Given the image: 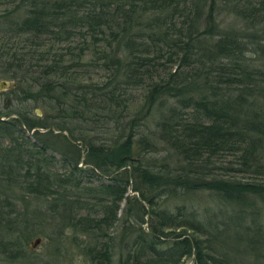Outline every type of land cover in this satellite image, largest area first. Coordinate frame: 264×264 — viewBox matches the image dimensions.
<instances>
[{
	"label": "trees",
	"instance_id": "obj_1",
	"mask_svg": "<svg viewBox=\"0 0 264 264\" xmlns=\"http://www.w3.org/2000/svg\"><path fill=\"white\" fill-rule=\"evenodd\" d=\"M0 80L6 262L264 264V0H0Z\"/></svg>",
	"mask_w": 264,
	"mask_h": 264
},
{
	"label": "rangeland",
	"instance_id": "obj_2",
	"mask_svg": "<svg viewBox=\"0 0 264 264\" xmlns=\"http://www.w3.org/2000/svg\"><path fill=\"white\" fill-rule=\"evenodd\" d=\"M223 13V12H222ZM226 14L223 13V17H227V19L223 22V26H228L231 24L237 23L232 19V17L225 16ZM222 17V18H223ZM4 83V84H2ZM11 83L6 80H0V101L3 103H7V101L13 100L14 97L12 95H9L11 92ZM14 101V100H13ZM16 103V102H14ZM23 106L28 107L32 110V112L36 113L39 117H43V110L37 106H34L32 104H23ZM40 112V114H38ZM60 143V142H57ZM59 145V144H58ZM84 156V155H82ZM7 195L13 199V193L9 192ZM129 195L132 196L134 193L129 190ZM17 196V198H16ZM3 198V197H2ZM20 199H23V201L27 202L29 210L35 209V208H41L45 206V203L43 201L36 200L33 197H29L26 195H21L20 193H17L14 196V200L16 201V205H21ZM201 206L200 211L202 212L203 209L210 206H215V198L213 196H210L209 194H202L200 201ZM124 203L121 204V209L124 207ZM196 205V202H195ZM205 207V208H204ZM46 226H43V229ZM51 230V229H49ZM233 231L230 230L225 236H223V242L225 244H229L232 241L233 238ZM38 237L33 238L29 242H27L24 246V256L17 262H6V258L4 256H0V264H89L87 258L83 255V252L81 248L78 246V242L81 239H78L76 242H72L71 239L65 240L59 247L56 246V243L54 241L45 240L41 238V243L34 249L31 250L30 245L35 239ZM80 244V242H79ZM184 264H194L192 258L185 260Z\"/></svg>",
	"mask_w": 264,
	"mask_h": 264
},
{
	"label": "water",
	"instance_id": "obj_3",
	"mask_svg": "<svg viewBox=\"0 0 264 264\" xmlns=\"http://www.w3.org/2000/svg\"><path fill=\"white\" fill-rule=\"evenodd\" d=\"M2 84H4V83H2ZM38 114H40V112H38ZM40 243H41L40 239H36L35 241H33L30 245L31 250H34Z\"/></svg>",
	"mask_w": 264,
	"mask_h": 264
}]
</instances>
